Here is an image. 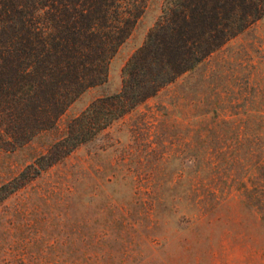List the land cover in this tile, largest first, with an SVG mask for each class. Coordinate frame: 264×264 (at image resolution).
Returning <instances> with one entry per match:
<instances>
[{"label": "rangeland", "instance_id": "1", "mask_svg": "<svg viewBox=\"0 0 264 264\" xmlns=\"http://www.w3.org/2000/svg\"><path fill=\"white\" fill-rule=\"evenodd\" d=\"M162 4L55 127L0 149V186L120 90ZM0 264H264V16L0 201Z\"/></svg>", "mask_w": 264, "mask_h": 264}, {"label": "trees", "instance_id": "2", "mask_svg": "<svg viewBox=\"0 0 264 264\" xmlns=\"http://www.w3.org/2000/svg\"><path fill=\"white\" fill-rule=\"evenodd\" d=\"M148 0H0V149L56 126L108 63ZM264 16V0H163L121 70L120 90L95 98L63 135L11 180L0 201L90 140Z\"/></svg>", "mask_w": 264, "mask_h": 264}]
</instances>
